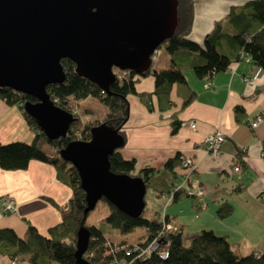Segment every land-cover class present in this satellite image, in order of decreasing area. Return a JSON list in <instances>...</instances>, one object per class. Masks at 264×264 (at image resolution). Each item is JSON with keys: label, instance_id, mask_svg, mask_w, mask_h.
Masks as SVG:
<instances>
[{"label": "trees", "instance_id": "trees-1", "mask_svg": "<svg viewBox=\"0 0 264 264\" xmlns=\"http://www.w3.org/2000/svg\"><path fill=\"white\" fill-rule=\"evenodd\" d=\"M193 22L194 0H178V25L173 36L163 43L170 56L169 66L157 69L153 61L151 68L143 74L138 75L130 71L126 77L116 78L109 93L79 75L75 62L68 58L62 59L66 79L60 84L48 85L47 91L57 106L73 113L76 118L64 137L54 140L47 138L36 121L24 111V103L36 102L37 98L0 86V99L10 106H18L35 132L31 142L13 141L0 144V167L5 170L26 169L30 161L41 160L53 165L58 179L72 189V197L67 205L60 209L61 222L50 227L48 235L41 234L31 224L23 238L11 228H1V254L18 261L30 256L33 264H44L50 260L61 264H77V232L84 224L91 231L86 252H94V256L87 257V260L90 264H107L111 260V257L104 255L106 240L110 238L108 235L114 231L128 235L137 228H143L146 232L139 241L150 240L160 232L165 220L178 228L164 234L163 239L168 243V256L161 258L153 253L149 258L143 259L135 253L128 257L134 259L133 264H264V253L240 255L232 248L226 235H219L212 229L201 230L191 237L189 244H185L182 228L173 222L165 211L157 212L152 218L144 216V212L139 217H132L103 198L109 206V213L100 223L88 225L86 220L91 211L87 215L84 213L86 193L81 186L78 170L60 156V150L70 141L89 140L91 128L102 122L119 129L125 141L123 127L129 118L130 94L138 95L150 110L153 109L152 97L155 96L160 115L171 112V133L176 134L182 124L179 112L189 105L196 95L184 73L187 69L199 70L210 80L216 72L226 70L232 62L244 61V55H247L251 57L250 63L264 70V0H249L232 7L223 20L215 23L212 31L205 36L203 44L189 37ZM149 74L154 77V91L138 92L136 81ZM90 98L99 99L105 109L101 119L85 122L77 107L80 102ZM89 112L93 113V110L86 108L82 113L87 115ZM235 116L237 121H244L246 111L243 106L235 107ZM243 153L244 151L238 149V157H242ZM180 157L181 154L178 153L168 159L162 168L150 165L138 168L136 159L124 158L118 149L110 155V163L114 172L142 177L148 189H152L157 196L164 198L165 194L172 195L171 203L183 196L195 197L190 193L195 187L194 180L180 189H175L183 181V173L177 172V168L181 166ZM239 189L240 187L236 188ZM199 206L202 207L201 202ZM232 211L233 205L226 201L218 207L216 213L218 217L225 218Z\"/></svg>", "mask_w": 264, "mask_h": 264}, {"label": "crops", "instance_id": "crops-1", "mask_svg": "<svg viewBox=\"0 0 264 264\" xmlns=\"http://www.w3.org/2000/svg\"><path fill=\"white\" fill-rule=\"evenodd\" d=\"M247 1L194 0V22L189 37L203 44L217 21L223 20L232 7ZM168 63L166 60L161 68L169 66ZM184 73L196 95L179 112L182 124L178 132L171 133V112L160 115L155 96L150 110L138 95L130 94L129 118L123 127L125 144L119 150L124 158L136 159L138 168L145 165L162 168L178 153L193 157L196 163L194 185L204 189L206 206L200 207L198 198L183 196L176 201L179 205L176 213L167 210L166 214L182 228L183 234L192 232L195 235L203 229H212L219 235H226L238 254H262L264 121L255 128L251 122L259 115L264 118V70L250 62H232L226 70L213 75L209 87L205 86L206 75L199 70L187 69ZM247 77L253 78L254 83H248ZM135 86L138 92L154 91L153 75L141 76ZM238 105L246 111L241 122L235 116ZM191 120L197 124L195 129L189 126ZM216 131L222 132L226 139L220 156L212 157L204 141ZM34 136L35 132L20 108L0 99V144L31 142ZM238 149L244 151L242 157H238ZM237 161L240 171L234 170ZM177 172L183 173L181 166ZM237 187L240 189L236 190ZM6 196L15 199L17 211L0 215V229L11 228L23 238L30 224L41 234L48 235V229L61 222L60 209L72 197V189L58 179L53 165L34 159L26 169L5 170L0 167V212ZM185 197L191 201L187 202ZM226 201L233 205V211L220 218L216 211ZM14 260L0 253V264H33L30 256ZM44 264L61 263L50 260Z\"/></svg>", "mask_w": 264, "mask_h": 264}, {"label": "water", "instance_id": "water-1", "mask_svg": "<svg viewBox=\"0 0 264 264\" xmlns=\"http://www.w3.org/2000/svg\"><path fill=\"white\" fill-rule=\"evenodd\" d=\"M178 0H0V86L37 98L24 111L47 138L67 135L73 113L57 106L47 91L66 79L62 59L109 93L115 69L140 75L151 68L152 55L173 36ZM89 140H72L60 156L77 170L86 193L87 215L99 200L132 217L143 214L147 183L140 176L111 170L110 155L124 146L119 129L106 123L90 130ZM91 239L82 224L77 232V264Z\"/></svg>", "mask_w": 264, "mask_h": 264}, {"label": "built area", "instance_id": "built-area-1", "mask_svg": "<svg viewBox=\"0 0 264 264\" xmlns=\"http://www.w3.org/2000/svg\"><path fill=\"white\" fill-rule=\"evenodd\" d=\"M161 55L160 48L156 49L155 52L152 55V60L155 61L158 59V57ZM244 61L250 62L251 57L244 55ZM116 77L117 78H123L126 77L130 71L129 70H121V69H115ZM248 83L253 84L254 79L247 77L245 79ZM205 86H210V81L207 80L205 82ZM264 121V118L262 116H257L252 122V127H257L261 122ZM189 126L193 129L196 128L197 124L195 121L191 120L189 122ZM226 137L225 135L220 132L216 131L211 134H209L204 141L205 148L207 152L212 157H218L221 154V146L223 142L225 141ZM181 167L183 169V181L176 186V190L180 189L181 186L186 185L188 182H191L194 180L196 176V163L193 157L181 155ZM234 170L240 171V165L237 162H234ZM204 189L198 185L193 188V191L190 193L194 194L195 197L199 199L201 202L202 207L206 206L205 201H203L204 196ZM171 196L165 194L164 198L167 201V204L171 201ZM264 198V196H263ZM17 211V204L13 197L6 196L4 198V204L2 211L0 212V215L4 214H12ZM178 228L176 225H174L172 222H167L163 220V225L160 230V232L152 237L150 240L144 239L143 241H139V238H137L134 241H123L113 238H108L105 243L104 247V255L111 257V260L107 264H133V258H128L132 254H137L138 257L149 258L153 253L161 258H166L169 254V250L167 248L168 243L163 239L165 232L167 231H176ZM144 235V234H143ZM142 237V236H141ZM84 254L87 259V257H93L94 252H85ZM17 259L14 260L16 262ZM13 262V263H14Z\"/></svg>", "mask_w": 264, "mask_h": 264}, {"label": "rangeland", "instance_id": "rangeland-1", "mask_svg": "<svg viewBox=\"0 0 264 264\" xmlns=\"http://www.w3.org/2000/svg\"><path fill=\"white\" fill-rule=\"evenodd\" d=\"M160 51H162L161 56L158 57L159 59L155 60V62H154V67L157 69H163L161 67H163L162 65H164V62L166 60H167V62H170V56L166 50L165 45L161 46ZM167 67H165V68H167ZM86 108H90L91 110H93V113L89 112L87 115L82 113L84 110H86ZM104 109H105V107L102 104V102L96 98H90L87 101L84 100V101L80 102L79 106L77 107V111L79 112V114H81V117L85 122H87L89 120L96 119V118L101 119V116H102V113L104 112ZM145 200H146V206L144 209V216H146V217L152 218L156 215L157 212H160V213L164 212V211L167 212V210L169 213H176L177 208H179L178 202L171 203V205L167 207L166 206L167 201L165 200V198L163 199L162 197L157 196L152 189L147 190ZM184 200H187V202L191 201V199L189 197L188 198L185 197ZM108 213H109V206L104 200L101 199L98 201L96 207L88 215L86 223L88 225L98 224L105 219V217L107 216ZM143 232H144L143 228H137L135 230V232H133L131 235L124 237L119 232L114 231V233L111 235H108V237L113 238V239L115 238L118 240L120 239L123 241H125V240L126 241H134L137 238L141 237L144 234ZM190 233L188 234L185 232L183 234V241L185 244L190 243V239L193 235L192 232H190Z\"/></svg>", "mask_w": 264, "mask_h": 264}]
</instances>
